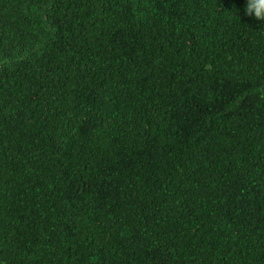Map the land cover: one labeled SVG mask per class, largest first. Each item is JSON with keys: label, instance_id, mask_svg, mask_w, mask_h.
<instances>
[{"label": "trees", "instance_id": "1", "mask_svg": "<svg viewBox=\"0 0 264 264\" xmlns=\"http://www.w3.org/2000/svg\"><path fill=\"white\" fill-rule=\"evenodd\" d=\"M245 4L0 0V264H264Z\"/></svg>", "mask_w": 264, "mask_h": 264}, {"label": "clouds", "instance_id": "2", "mask_svg": "<svg viewBox=\"0 0 264 264\" xmlns=\"http://www.w3.org/2000/svg\"><path fill=\"white\" fill-rule=\"evenodd\" d=\"M244 14L256 21L264 22V0H246Z\"/></svg>", "mask_w": 264, "mask_h": 264}]
</instances>
